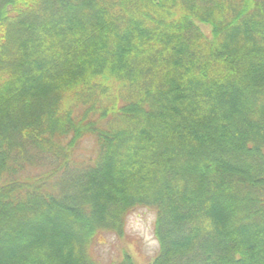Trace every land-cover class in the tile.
<instances>
[{"label":"trees","instance_id":"obj_1","mask_svg":"<svg viewBox=\"0 0 264 264\" xmlns=\"http://www.w3.org/2000/svg\"><path fill=\"white\" fill-rule=\"evenodd\" d=\"M138 209L149 264H264V0H0V264Z\"/></svg>","mask_w":264,"mask_h":264},{"label":"rangeland","instance_id":"obj_2","mask_svg":"<svg viewBox=\"0 0 264 264\" xmlns=\"http://www.w3.org/2000/svg\"><path fill=\"white\" fill-rule=\"evenodd\" d=\"M207 31V28H204ZM79 156L92 157L95 153L93 144L89 141L78 147ZM154 213L147 209H138L129 214L125 220L123 235L99 232L91 248V256L100 264H109L121 257L123 252L130 253L135 264H149L158 251L157 242L153 236Z\"/></svg>","mask_w":264,"mask_h":264}]
</instances>
